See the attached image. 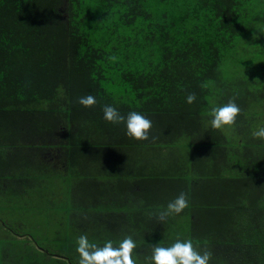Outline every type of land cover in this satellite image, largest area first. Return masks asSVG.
<instances>
[{"label": "trees", "instance_id": "obj_1", "mask_svg": "<svg viewBox=\"0 0 264 264\" xmlns=\"http://www.w3.org/2000/svg\"><path fill=\"white\" fill-rule=\"evenodd\" d=\"M87 95L94 107L77 102ZM233 98L236 124L213 130L212 108ZM105 105L150 119L149 140L106 122ZM260 128L264 0H0V146L9 151L0 152V166H11L10 237L45 249L32 251V264H79L81 235L100 247L131 236L135 264L177 239L211 251L209 264H264V140L252 135ZM224 141L239 143L224 162L243 163L248 175L225 181L217 173ZM182 143L196 150L193 176L173 171L153 180L170 182L165 190L174 180L173 196L156 204L162 211L187 194L189 207L171 217L188 213L191 226L135 223L133 208L123 224L122 210L146 203L145 192L126 194L125 184L147 178L148 155ZM137 150L147 156L135 157ZM57 189L66 198L62 216L51 197ZM23 243H10V252Z\"/></svg>", "mask_w": 264, "mask_h": 264}, {"label": "crops", "instance_id": "obj_2", "mask_svg": "<svg viewBox=\"0 0 264 264\" xmlns=\"http://www.w3.org/2000/svg\"><path fill=\"white\" fill-rule=\"evenodd\" d=\"M221 147L222 149L219 152V155L217 153L215 168L218 169L217 173L220 176L224 177L225 181H230L231 179L234 178L233 173L235 172L233 171L234 168L230 167L229 164L224 162V156H226V154H229V153L231 154V153L238 151V148L236 147H239V143L236 141L235 142L224 141ZM140 148H144V147H140ZM172 149L173 150H170L167 147L162 148L161 152H157V155L154 157L152 156L151 159L148 155V158H149V161L147 162L148 164L146 165V167L144 168L145 170H143L141 174L142 176H145L147 178H142L141 176L140 177L135 176V179H134V178L129 177L130 180L128 181L127 184H125L124 192L126 194L127 192L129 194H134V192L143 191L146 194L145 199H144L146 203H145V206L139 210H137L134 207V203H130L131 204L130 207L127 206L124 210H122L121 217L119 218V220L122 221L123 224L127 221V217L130 215L132 208H133V215H134L135 223H140L143 221L150 220L152 224H158L159 220L157 219V217L159 213L162 212V210L158 209L157 205L159 204L161 199L173 196L172 191L174 190L172 188V185L174 186V180H172L173 184L172 183L170 184L171 190H165L166 186L169 185L170 182L165 181L166 183L165 182L161 183V185L158 187V181L153 180V179H157L158 176H161V175L164 176L165 174H169V173L172 174L173 171L176 173L181 171L189 175L190 177L193 176L194 171H193V167L191 164L192 163L191 160L196 150L192 148V145H189L187 147V146H184L183 143L181 146H176ZM196 149H200V148H196ZM205 149L206 148H203V150ZM137 151L139 153L140 150H137ZM146 151L147 150H145L144 152L141 151V153L136 154L135 157L145 158L147 156ZM0 152L6 153L9 151L7 147L0 146ZM203 152L206 153L205 151ZM134 154H135L134 152L130 153L129 156L131 155L134 156ZM162 157H163V160H161ZM176 157L178 160L180 159V162H178V160L176 161L175 159ZM128 170L129 169H127V171ZM152 181L155 184H153ZM203 182L205 183V185L212 186L214 191H217L218 189L220 193H223V190L221 188H218L216 184L211 185L207 181H204V180ZM141 185L143 186L142 190H140ZM206 191L207 193H209L207 189ZM204 193L205 192L194 193L195 195L194 197L199 200H202V196H204ZM42 194L45 196L46 199L49 197V195H47L48 194L47 191L42 192ZM10 197H11V166L7 165L6 163L5 166H0V264H19L21 263V260H17V258L20 254L23 256H29L30 258L29 264H32L33 259L35 260V256L32 253V251L35 250L38 252V254L41 255V253L45 251V249L38 247L34 243L33 240H24V237H20V235L16 233H12V237H10V232H13V231H10V212H11L10 211ZM51 197H52V200L54 198L53 204H55L56 210L62 216L63 212H65V210L62 209L63 208L62 206L64 205V202L66 199L64 196V193H62L60 190L57 189L56 195L51 196ZM186 214L187 215H183V216L181 215L180 217L169 216L163 222L167 224L168 226H171L169 224H182L184 225L185 228L190 227L192 223V217H190L188 213ZM11 221L14 222V219L12 216H11ZM17 241L31 243L34 245V247L30 248L29 249L30 251L28 250L26 252H16V253L10 252L11 251L10 243L13 244V242H17ZM53 255H55V253H53ZM24 260L26 259H23L22 262H24Z\"/></svg>", "mask_w": 264, "mask_h": 264}, {"label": "clouds", "instance_id": "obj_3", "mask_svg": "<svg viewBox=\"0 0 264 264\" xmlns=\"http://www.w3.org/2000/svg\"><path fill=\"white\" fill-rule=\"evenodd\" d=\"M114 59V58H113ZM196 101V94L190 92L186 96V103L193 104ZM77 102L85 107H94L97 103L92 95L77 98ZM103 119L113 125L124 124L125 135L137 141L149 140V132L152 128L150 119L136 111L129 112L127 116L121 115L118 109L112 105H105L102 108ZM241 113V108L230 99L223 106L213 107L211 110V128L219 130L225 126L236 124V118ZM254 138L264 140V128L252 133ZM154 139V138H153ZM189 207L187 194L181 192L174 200L167 204L166 210L159 213L157 219L161 222L171 215H179ZM136 248L135 241L131 236L125 237L118 247H114L111 241L104 243L102 247L90 243L86 235L77 239L76 252L79 254V264H135L132 253ZM213 253L207 249L201 253L197 251L192 241H177L170 247L154 245L152 254L146 258L147 264H209Z\"/></svg>", "mask_w": 264, "mask_h": 264}, {"label": "rangeland", "instance_id": "obj_4", "mask_svg": "<svg viewBox=\"0 0 264 264\" xmlns=\"http://www.w3.org/2000/svg\"><path fill=\"white\" fill-rule=\"evenodd\" d=\"M248 160H250V159H248ZM241 164H243V163H240L238 166H235L236 168L233 170L235 173H233V177H239L240 175H248L247 173H243L242 174V172H241ZM254 172L255 171H253V174H254ZM40 241V240H39ZM45 243V242H44ZM24 244V246L23 247H21V248H19L20 250H17L16 252H21V251H24V252H26V251H28L30 248H33L34 247V245L33 244H31V243H26V242H24L23 243ZM30 251V250H29Z\"/></svg>", "mask_w": 264, "mask_h": 264}]
</instances>
